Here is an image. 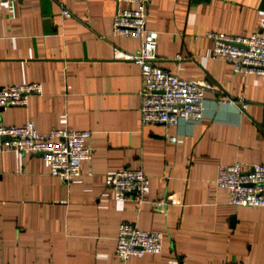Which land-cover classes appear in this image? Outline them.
Returning <instances> with one entry per match:
<instances>
[{
	"label": "crops",
	"instance_id": "1",
	"mask_svg": "<svg viewBox=\"0 0 264 264\" xmlns=\"http://www.w3.org/2000/svg\"><path fill=\"white\" fill-rule=\"evenodd\" d=\"M117 10L116 0L0 2V86L43 88L4 108L3 123L87 130L93 149L69 181L41 155L0 152V264H264V207L231 205L216 185L221 165L264 163V77L232 72L205 36L264 35V0H149L156 65L213 86L203 117L172 128L141 123L140 66L114 51L134 54L141 40L114 34ZM239 98L246 109L229 102ZM124 168L148 176L140 207L110 183ZM121 222L161 232L163 251L120 261Z\"/></svg>",
	"mask_w": 264,
	"mask_h": 264
},
{
	"label": "built area",
	"instance_id": "2",
	"mask_svg": "<svg viewBox=\"0 0 264 264\" xmlns=\"http://www.w3.org/2000/svg\"><path fill=\"white\" fill-rule=\"evenodd\" d=\"M116 2L118 10L114 18V34L141 40V46L134 54H127L118 48L114 51L116 58L131 60L140 66L142 125L172 128L182 121L200 120L204 115L205 91L213 86L206 81L180 78L156 65L158 32L147 27L149 0ZM62 15L71 18L72 12L62 5ZM205 36L215 43L212 57L227 61L232 72L264 77L263 34L254 32L242 36L208 31ZM42 92V85L36 82L0 86V152L41 155L49 163L53 174L69 181L81 176L83 161L92 160L93 149L88 143L90 131L63 128L42 133L32 120L23 125H5L2 121L4 108L27 106L31 96ZM229 102L238 104L242 109L247 107L243 98L230 99ZM169 139L178 142L176 136ZM110 183L119 200H127L133 195L138 207L146 202L149 180L141 168L119 170L112 174ZM216 185L228 190L231 205L264 207V163L237 161L221 165ZM163 248L161 232L139 229L129 222L120 223L115 251L120 261L126 262L132 256L161 253Z\"/></svg>",
	"mask_w": 264,
	"mask_h": 264
}]
</instances>
